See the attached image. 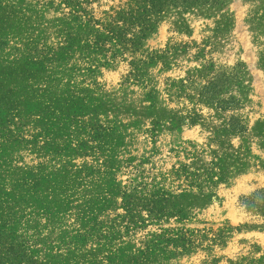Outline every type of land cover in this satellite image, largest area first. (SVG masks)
Returning <instances> with one entry per match:
<instances>
[{"label": "rangeland", "instance_id": "374dc122", "mask_svg": "<svg viewBox=\"0 0 264 264\" xmlns=\"http://www.w3.org/2000/svg\"><path fill=\"white\" fill-rule=\"evenodd\" d=\"M186 1L155 16L129 80L130 59L65 9L0 0V264L264 254V218L241 205L264 190V0ZM127 191L182 220L165 227L237 231L212 249L147 251L159 226L124 229Z\"/></svg>", "mask_w": 264, "mask_h": 264}, {"label": "trees", "instance_id": "16d2710c", "mask_svg": "<svg viewBox=\"0 0 264 264\" xmlns=\"http://www.w3.org/2000/svg\"><path fill=\"white\" fill-rule=\"evenodd\" d=\"M51 5L63 8L67 16L76 21H83L84 25L95 30L94 44L100 50H105L112 59H130L131 72L128 79H136L140 73V65L145 61L138 56L140 42L148 33L153 31L155 16L161 15L168 7H176L186 0H126L117 7L100 12L95 8L102 0H50ZM45 2V1H44ZM48 3V1H46ZM48 61L54 60L50 56ZM124 216L122 223L128 232H136L147 223H158L156 234L147 240L143 246L147 251L153 248H170L175 251H190L212 249L217 245H224L226 238L237 229L224 227L218 230H191L181 227L168 228L165 225L179 219L173 213L162 208L157 210L158 201H148L140 207L134 199V194L125 193ZM244 209L254 215L264 218V190L257 191L241 199ZM147 212L143 215L144 208ZM144 217V219H141ZM231 264H264V254L259 247H254V253L242 256Z\"/></svg>", "mask_w": 264, "mask_h": 264}]
</instances>
